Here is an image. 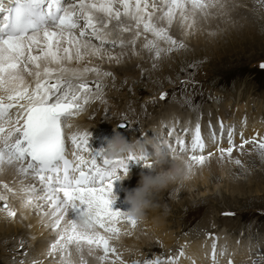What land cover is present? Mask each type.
Masks as SVG:
<instances>
[{
  "label": "snow or ice",
  "instance_id": "snow-or-ice-1",
  "mask_svg": "<svg viewBox=\"0 0 264 264\" xmlns=\"http://www.w3.org/2000/svg\"><path fill=\"white\" fill-rule=\"evenodd\" d=\"M226 10L227 0H9L7 4L0 0V173L11 170L19 176L17 183L25 194L22 207L34 208L46 218L45 226L55 233V240L45 255L59 253L55 264H73L74 253L79 264H89L88 257L100 264H123L110 242L119 239L122 231L135 228V222L112 210L113 181L127 173L129 161L143 162L146 168L154 166L145 154L111 160L101 150L92 155L86 147L87 132L65 134L87 105L106 103L104 80L112 74L90 66L91 58L108 57L119 63L129 47L132 55L139 54L136 45L144 36L141 48L159 59L184 47L182 40L169 34L173 26L181 35H189L201 20L223 16ZM115 47L121 52L113 55ZM260 67L264 69V63ZM165 98L161 92L160 99ZM124 125L121 121L117 127ZM198 129L197 123L187 145L179 136L174 142L167 141V151L187 153L193 167L203 165L206 159L202 154L206 145ZM227 131L228 146L217 147L221 160L227 156L229 163L242 166L239 159H232V153H243L247 144L264 160V136L245 139L241 135L237 147L233 128ZM167 133L173 135L172 126ZM25 180L38 181L40 187L25 184ZM0 189V212L13 218L15 211L4 193L15 194V190L4 181H0ZM70 210L76 213L75 219L67 218ZM212 239V264H217L215 237ZM177 253L166 260H133L131 264H178L183 249ZM109 257L115 259L109 261ZM227 264H232L231 259Z\"/></svg>",
  "mask_w": 264,
  "mask_h": 264
},
{
  "label": "rangeland",
  "instance_id": "rangeland-1",
  "mask_svg": "<svg viewBox=\"0 0 264 264\" xmlns=\"http://www.w3.org/2000/svg\"><path fill=\"white\" fill-rule=\"evenodd\" d=\"M226 12H237L239 19L228 18L222 29L213 28L201 40L186 42L170 29L169 34L182 40L184 47L159 59L138 49L141 57L130 75H119L102 59L95 60L92 66L112 75L104 80L106 103L97 102L90 112L91 121L116 131L117 123L126 122L129 128L117 131L122 137L138 133L133 129L140 130L169 109L194 114L222 108L228 115L234 111L258 114L264 123V69L260 67L264 63V4L261 0H227ZM140 38L144 41V36ZM161 92L166 94L164 100ZM254 152L241 161L242 166H227L224 176H210L209 192L190 195L185 185H171L154 195L153 206L160 209L177 238H195L221 228L248 239L263 237L264 160ZM27 236L23 227L16 233L0 232V264H20L21 260L31 264L33 246ZM150 251L164 253L156 243Z\"/></svg>",
  "mask_w": 264,
  "mask_h": 264
},
{
  "label": "bare ground",
  "instance_id": "bare-ground-1",
  "mask_svg": "<svg viewBox=\"0 0 264 264\" xmlns=\"http://www.w3.org/2000/svg\"><path fill=\"white\" fill-rule=\"evenodd\" d=\"M3 2L6 4L9 0H3ZM157 2H159V0H157ZM228 13L229 12H226L223 16H210L207 21L201 20L197 24L196 29L189 35H181L180 29L176 26H173L171 29H173L176 36H181L182 40L184 38V41L187 42V40L189 41L191 39V42H194V40H201L202 35L206 32L209 33L210 31H213V28L222 29L224 25L227 24L228 18L233 20L236 18L239 19L237 12H232V14H230L231 12L229 14ZM1 18L2 16H0V19ZM124 35L125 37L128 36L127 33ZM140 39L141 38L138 39L136 45V51L139 53L138 55H132L129 47V50L121 58L119 63H117L115 59H109L108 57H105L102 60L99 58H91L90 66L94 64L95 60H100L101 63L111 65L114 70L118 71L119 75H130L134 67L137 65V60L141 57V53L138 49H141L143 41ZM111 51L113 55H116L121 52V49L119 47H115L112 48ZM89 79H91V75L89 76ZM104 104L105 103H103V105ZM96 106L97 102L87 105L85 110L71 121L72 127L65 129L66 135L70 131L87 132L88 141L86 147L92 155H95L96 152L100 151L105 146L104 142L107 138L111 137L113 130V126L104 127L91 121L90 112L93 111V108L95 109ZM234 112V114L231 113L228 115L222 108H217L214 111L206 109L193 116L191 113H181L176 110L169 109L157 115L152 120H148L149 122L145 124L140 133H134V135L128 134V137L129 140L152 138L154 136L153 131H155L162 138L170 142H174L177 136L183 138L184 140L187 139V142H185L187 145L191 142L192 137L196 132V125L198 123L199 134L206 145L202 153L205 155L206 159L203 165L194 166L195 175L185 184V190H187L190 195H194L195 193L197 194L200 191L203 194L205 192H209L210 190L208 189L210 176L212 177V175L216 174L222 177L226 173L225 168L227 166H236L235 163L228 162L227 156L221 160L220 153L217 151V147L228 146L227 130L229 127L233 128L232 140L237 147L240 144L241 135H243L245 139H249L253 136H264V123H261L258 114L251 115L247 112V110L246 112L249 116L247 113L242 115L240 111ZM221 122H223V129H221ZM250 122L251 125H249ZM170 126L173 127V135L171 137L168 136L167 133V129ZM185 128L188 130L185 131ZM209 151L212 152L210 157L207 155ZM253 152L254 150H252V145L247 144L245 145L243 153L234 150L232 153V159L244 161L246 158L250 157ZM144 154L149 162L154 161L155 157L151 146H145ZM185 154L187 155V153ZM195 154L201 153L197 152ZM85 155H87V153H85ZM68 158L71 159L70 142ZM126 168V178L123 180L113 181L112 195L115 196V199L111 204L113 211H127L128 205L124 202L125 192L131 191L137 185L139 177L142 174H156L154 166L152 168H146L143 166V162L129 161ZM226 170L229 171V169ZM19 179L20 177L14 176L11 170H6L4 173H0V181H4L15 190V194L4 193L8 198V206L15 211V216L13 218H6L5 213L0 212V232L10 233L15 230L16 233L23 227V231L27 232L29 245L33 246V257L30 258V260L43 261V264H55V261L59 260V253H56L55 257L45 255L49 245L55 240V233H53L50 227L45 226L44 221L46 218H42L41 214H38L34 208L29 209L27 207H22V200L24 199L25 194L20 192V184L17 183ZM30 182L35 184L37 188L40 187L38 181H23L25 184ZM217 186H214V188H217ZM199 188L203 189L204 192H202L203 190ZM0 191L3 190L0 189ZM75 216L76 213L71 210L67 214L68 219H75ZM146 216L148 221L147 224L137 228H130L129 231H131V235H127L124 231H122L119 246H117L116 241L110 242L115 245L116 251L120 254L121 258L126 261V264H131V261L133 260L142 261L143 259L151 260L156 258L166 260L169 255L177 256L178 254L170 249H176L177 251L180 248L183 249V255L179 257L178 264H212L213 236L215 237V260L217 264H227L229 259H231L232 264H264V235L258 240H253L244 237L243 234L233 235L228 233L225 228H221L216 231L206 233L211 235L204 234L195 238H189V236L177 238L175 232H173L168 223L165 222L164 216L160 215V209L155 208L154 206L150 207L146 211ZM119 227H121L122 230L125 227L123 219H121ZM153 243L163 247V255H158L153 251H150V246H152ZM129 246L138 249V253L135 255L125 254L123 252V248ZM222 250L223 255H221ZM99 254L100 253L97 252V255ZM87 259L89 264H100L99 261L93 260L91 257H88ZM114 259V257H109V261ZM28 264H30V262ZM105 264H108V262H105Z\"/></svg>",
  "mask_w": 264,
  "mask_h": 264
},
{
  "label": "clouds",
  "instance_id": "clouds-1",
  "mask_svg": "<svg viewBox=\"0 0 264 264\" xmlns=\"http://www.w3.org/2000/svg\"><path fill=\"white\" fill-rule=\"evenodd\" d=\"M153 133L154 136L152 138L126 141L113 128L111 137L105 140V146L101 149V154L110 160L113 158H127L129 155L140 157L144 154L146 145L151 146L153 150L156 174H142L137 185L124 194V202L128 205V209L123 212L122 218L133 220L135 228L147 224L146 211L153 207V197L156 193L171 185H175L177 188L183 187L195 175V168L187 159V155L178 152H168L167 140L155 131ZM126 176L127 173L122 174L118 180H123ZM112 198L114 200L115 196ZM129 232L131 233L128 230L125 234L129 235ZM114 241L119 246L120 237ZM138 251V249L131 246L123 248V252L129 255H135ZM71 259L73 264H79L75 253ZM122 261L123 264H126L125 260L122 259Z\"/></svg>",
  "mask_w": 264,
  "mask_h": 264
}]
</instances>
